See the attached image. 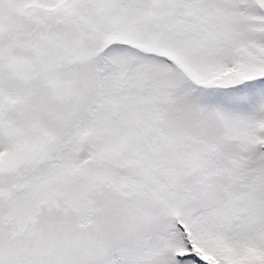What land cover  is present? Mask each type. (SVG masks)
<instances>
[{"label": "snow or ice", "instance_id": "1", "mask_svg": "<svg viewBox=\"0 0 264 264\" xmlns=\"http://www.w3.org/2000/svg\"><path fill=\"white\" fill-rule=\"evenodd\" d=\"M0 264H264V0H0Z\"/></svg>", "mask_w": 264, "mask_h": 264}]
</instances>
